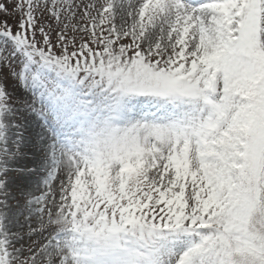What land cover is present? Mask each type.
<instances>
[{
    "label": "snow or ice",
    "instance_id": "obj_1",
    "mask_svg": "<svg viewBox=\"0 0 264 264\" xmlns=\"http://www.w3.org/2000/svg\"><path fill=\"white\" fill-rule=\"evenodd\" d=\"M0 264H264V0H0Z\"/></svg>",
    "mask_w": 264,
    "mask_h": 264
}]
</instances>
